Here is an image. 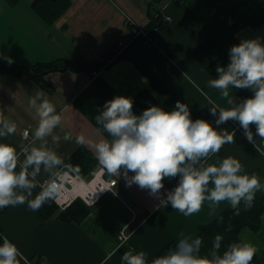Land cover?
Returning a JSON list of instances; mask_svg holds the SVG:
<instances>
[{
    "label": "crops",
    "instance_id": "1",
    "mask_svg": "<svg viewBox=\"0 0 264 264\" xmlns=\"http://www.w3.org/2000/svg\"><path fill=\"white\" fill-rule=\"evenodd\" d=\"M56 1V2H55ZM243 0H0V56L12 58L20 67H32L59 59L82 58L95 62L104 53L113 50L119 40H129L131 31L126 18H132L140 26H147L151 17H161L163 23L158 33V44L142 51V60L160 83L175 93L189 106L191 118L204 119L217 130L235 132V143L225 144L220 152L211 158L212 163L232 156L240 160L248 174L256 173L264 182V141L258 137L255 144L249 143L238 121L216 125L211 122L212 114L205 94L217 106L227 108L220 92L207 86L210 79L217 78L205 64L198 61L195 52L207 42H212L220 56L230 62L229 51L244 39L260 38L264 43V24L259 27L246 26L235 30L229 23L235 7ZM42 6H49L51 14L65 9L53 19L42 14ZM165 17L171 21L165 22ZM47 88H43L29 75L16 76L6 73L0 76V109L17 124L14 135L0 142L17 147L25 145L22 137L25 129L31 135L36 127L35 113L29 108V100L37 91H43L62 114L63 123L56 131L61 137L71 133V141L61 140L55 148L65 163L71 155L83 147L94 158L90 146L75 143L77 135L97 139L94 130L100 127L95 116L103 111L105 103L116 96L134 99L140 92L149 91L162 106L170 94L157 92L150 78L145 76L128 59L118 60L100 70L97 76L92 71H55L43 76ZM198 86V87H197ZM198 88L200 90H198ZM234 99L240 102L242 89H231ZM203 93V94H202ZM134 114L139 115L134 109ZM238 127H241L239 129ZM107 133H103L107 137ZM259 148V151H257ZM95 159V158H94ZM96 161V159H95ZM86 170L83 162H78ZM101 167H96L85 176L89 178ZM129 176L133 173L129 172ZM118 185L115 193H109L92 207L90 214L80 223L67 222L53 216L44 219L27 205L0 209V236H7L14 242L30 264H102L108 253L123 245L106 264H122L125 251H144L149 264L170 242L181 235L196 237L199 227L214 221L203 210L190 217L160 205V200L147 189L138 185H127L123 175L114 177ZM39 179H46L42 173ZM176 178L163 181L161 196L174 189ZM211 187V185H210ZM39 189L34 191V195ZM264 195V192H258ZM230 208L222 204L218 215ZM122 230L129 239L120 242ZM241 240L250 241L259 251L256 256L264 264V214L258 232L244 228ZM2 243V240H0Z\"/></svg>",
    "mask_w": 264,
    "mask_h": 264
},
{
    "label": "clouds",
    "instance_id": "2",
    "mask_svg": "<svg viewBox=\"0 0 264 264\" xmlns=\"http://www.w3.org/2000/svg\"><path fill=\"white\" fill-rule=\"evenodd\" d=\"M4 59L13 63L10 57ZM229 59L226 67L217 66V78L207 82L209 88L220 92L228 107L217 106L206 94L205 98L211 106L210 113H219L217 126L229 120L238 121L248 142L256 147V136L264 141V43L260 38L241 40L230 48ZM231 89H249L253 95L237 103ZM29 108L37 120L31 140L19 150L0 142V209L27 205L29 210L37 211L61 195L64 179L78 176L81 171L79 166L65 163L55 150L61 140L71 141L73 136L65 132L61 137L57 133L63 116L42 90L30 98ZM95 121L100 126L94 130L97 139L81 134L75 137V143L90 146L98 165L109 177L123 175L128 186L136 184L149 190L162 207L170 204L185 217L200 213L205 204L208 215L219 220L223 217L218 216L217 209L222 204L239 215L241 205L244 211L250 210L256 194L264 192V182L256 173L248 174L239 159L228 156L210 162L225 144L235 143V132L218 131L204 119L193 120L185 103L177 101L172 111L153 105L136 115L131 98L116 96L105 103ZM16 131L17 124L0 109V140ZM129 172L133 175L129 176ZM42 173L44 180L39 179ZM177 176V186L162 197L163 181ZM115 182L108 181L113 185ZM36 189L39 191L34 195ZM104 190L110 189L100 191ZM0 240V264H30L7 236H0ZM222 240L223 236L217 234L210 250L202 254V239L182 234L175 248L152 259L150 264H251L259 251L250 241L239 240L221 252ZM122 246L108 253L106 260ZM121 261L149 264L146 253L135 250L125 251Z\"/></svg>",
    "mask_w": 264,
    "mask_h": 264
},
{
    "label": "trees",
    "instance_id": "3",
    "mask_svg": "<svg viewBox=\"0 0 264 264\" xmlns=\"http://www.w3.org/2000/svg\"><path fill=\"white\" fill-rule=\"evenodd\" d=\"M11 3H15L17 0H9ZM56 2V1H55ZM66 6H62L59 11L52 13V9L49 6H42V14H50L47 17L53 19L57 17V14L65 9ZM152 21L147 25L148 29H152L154 26L162 27L163 21L161 17H151ZM230 25L235 29L239 30L246 26L259 27L264 24V0H243L234 9L233 14L229 19ZM147 49L143 45L141 38L133 41V43L118 57L113 59V62L122 59H128L134 62L137 68L152 82L153 88L163 94H170L169 91L160 83L156 76L150 71L142 60V51ZM196 58L199 62L205 64L214 60L207 66L208 70L212 73H217V66L225 67L228 60L225 57L216 59L220 56V50L212 43L207 42L202 47L196 50ZM113 50H109L95 62H87L82 58L70 61L65 59H59L48 63H38L32 67H20L14 63L9 64L3 56H0V76L6 73H11L16 76L29 75L35 79L43 88H47V85L43 81V76L50 72L55 71H80V70H101L104 67H108L111 63L110 60L113 58ZM242 95L251 97L253 93L249 89H242ZM133 100V109L140 115L144 110L150 106H157V102L149 91L140 92ZM182 100L175 93L170 94V98L160 106L165 111H172L175 108L176 102ZM255 136V125L250 126ZM258 136H256V139ZM255 139V140H256ZM78 162H83L86 165V170H81L80 175L85 177L96 167L95 159L88 154L83 147L78 148L70 158V163L73 166H79ZM92 211V207L87 206L80 199L75 200L66 209L61 210L58 205L52 200L46 203L39 209V213L44 219H49L53 216L65 220L67 222L80 223L82 222ZM264 214V195L256 194L254 205L250 210L244 211L243 205H241V212L239 215H234V210L227 208L222 211L218 216H222L223 219L219 220L218 217L207 225L199 227L197 234L203 241L201 249L202 254H206L211 246L214 237L217 234L223 236L221 243V252H223L227 246L233 242H238L240 239V233L244 228H250L254 232H258L262 226V215ZM196 236V237H197ZM178 239L173 240L166 245L154 258L165 254L169 249L175 248ZM251 264H262L257 256L254 257Z\"/></svg>",
    "mask_w": 264,
    "mask_h": 264
},
{
    "label": "built area",
    "instance_id": "4",
    "mask_svg": "<svg viewBox=\"0 0 264 264\" xmlns=\"http://www.w3.org/2000/svg\"><path fill=\"white\" fill-rule=\"evenodd\" d=\"M164 20L165 22L171 21V18L165 17ZM151 21L152 18L150 22ZM126 25L131 31V38L129 40H119L115 44L113 48L114 56L109 63H112L115 57L121 55L133 43V41L138 38L142 39L143 45L147 49L153 48L158 44V33L160 30L158 26H154L152 29H148L147 26H140L130 17L126 18ZM99 72L100 70L92 71V76H97ZM246 98L248 97H246L245 95H241L240 102H242ZM218 115H219L218 112L215 116L212 115L210 119L211 122L216 121ZM238 128L241 129V127ZM26 132L28 133L27 137H25ZM22 137L27 144L31 140L30 129H25L22 133ZM67 163L71 164L70 162ZM107 175L108 174L105 173V171L102 168L94 171L92 176L89 178L83 177L80 174L78 176L70 175L68 178L62 181V183L64 184V188L62 189L61 195L56 200L53 201L58 205V207L61 210L66 209L69 205H71L75 200L78 199L83 201L87 206L93 207L107 194L115 193V188L118 185V181L113 177L106 178ZM109 179H111L113 182L116 181L115 185L109 184L108 183ZM106 188L110 190L100 191ZM118 239L120 240V242H125L129 239L125 230H122L120 232Z\"/></svg>",
    "mask_w": 264,
    "mask_h": 264
},
{
    "label": "water",
    "instance_id": "5",
    "mask_svg": "<svg viewBox=\"0 0 264 264\" xmlns=\"http://www.w3.org/2000/svg\"><path fill=\"white\" fill-rule=\"evenodd\" d=\"M106 178H109V176L107 175Z\"/></svg>",
    "mask_w": 264,
    "mask_h": 264
}]
</instances>
